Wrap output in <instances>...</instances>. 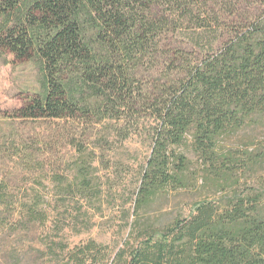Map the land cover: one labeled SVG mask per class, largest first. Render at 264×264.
<instances>
[{
    "label": "trees",
    "instance_id": "obj_1",
    "mask_svg": "<svg viewBox=\"0 0 264 264\" xmlns=\"http://www.w3.org/2000/svg\"><path fill=\"white\" fill-rule=\"evenodd\" d=\"M226 34L229 41L221 43ZM0 52L37 62L44 75V93L11 119L149 140L136 214L188 189L193 162L223 193L235 173L262 159L244 160L221 141L264 118V0H0ZM168 71L163 84L146 76ZM101 138L99 149L109 143ZM78 147L84 157L76 175L68 181L55 175L48 201L40 182L0 181V235L44 226L53 213L70 214L78 193L95 194L87 150ZM138 230L146 241L130 257L122 249L111 258L108 247L90 241L64 246L63 259L49 264H264L261 191L199 203L188 219Z\"/></svg>",
    "mask_w": 264,
    "mask_h": 264
},
{
    "label": "rangeland",
    "instance_id": "obj_2",
    "mask_svg": "<svg viewBox=\"0 0 264 264\" xmlns=\"http://www.w3.org/2000/svg\"><path fill=\"white\" fill-rule=\"evenodd\" d=\"M228 41L226 34L221 43ZM169 73L172 72L162 75L149 72L146 76L151 82L163 84ZM43 84L44 75L37 62H18L12 55L0 52V181H8L16 187H30L40 182L47 189L43 200L48 201L53 198L51 183L55 175L64 181L76 175L84 157L78 151L81 148L78 144H83L87 150L85 162L92 165L95 194L86 198L78 193L71 201L70 214L53 213L44 226L0 235V264H17L18 260L21 264L58 263L64 257V246L75 248L90 241L108 247L111 258L122 249L125 256L130 257L133 250L146 241L138 228H161L176 219H188L199 203L218 202L234 194L261 191L264 198V118H261L221 141L225 151H235L244 160L262 156L250 169L235 173L223 185L225 192L218 193L206 182L208 170L193 162L194 180L188 189L163 195L136 214V194L143 164L150 153L149 140L132 134L123 141L111 130L101 132L99 127L77 130L76 126L72 128L62 121L11 119L13 111L44 93ZM102 136L107 139L102 141L109 143L99 149L95 144ZM92 151L94 158L89 156ZM17 219L14 217L12 221ZM159 239L160 235L154 241ZM54 243L58 248L48 253L46 247Z\"/></svg>",
    "mask_w": 264,
    "mask_h": 264
}]
</instances>
